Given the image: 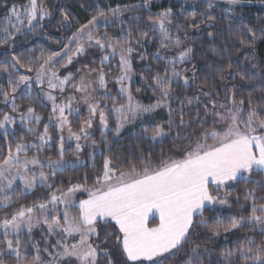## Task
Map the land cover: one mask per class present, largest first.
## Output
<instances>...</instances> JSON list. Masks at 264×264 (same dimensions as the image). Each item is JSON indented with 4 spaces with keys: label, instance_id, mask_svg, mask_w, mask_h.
<instances>
[{
    "label": "snow or ice",
    "instance_id": "obj_1",
    "mask_svg": "<svg viewBox=\"0 0 264 264\" xmlns=\"http://www.w3.org/2000/svg\"><path fill=\"white\" fill-rule=\"evenodd\" d=\"M244 2L223 0L221 19L229 20L228 31L241 46L252 48L257 39H264V27L254 29L245 23L243 15H237L238 6ZM150 3L151 0H142V5L98 10L87 25L66 39L61 51L46 54L41 49L38 56L30 55L27 63L9 49L17 47V36H27L35 33L38 26L42 27V22L52 17L51 7L45 0H26L24 4L11 5L0 19V47L4 48L0 55L7 57L0 60V75L8 85L5 88L0 84V103L4 105L0 108V130L6 141L0 148V212L12 209L0 216L3 245L0 264H5V257L14 259L15 264H101V256L107 264H114L112 256L116 251L124 258L123 264H170L182 251L185 255L180 264H264V178L255 179L264 177V69L252 71L249 77L245 75L248 68L241 71L234 68V63L239 61L229 60L216 66L217 81H229L220 91L215 87L209 89L207 81L195 84V72L189 76L187 68L177 70L178 65L190 63L195 57L194 49L186 44L189 37L182 32L184 25L175 22L172 8L149 14L142 26L139 15L124 19L125 13ZM215 7L216 0H206L207 21H216L217 17L208 11ZM195 16L193 12L188 17V26H199L201 21H196ZM70 20L69 14L63 12L60 23L70 28ZM98 22L105 28L118 22L119 31L114 35L107 31L100 35ZM157 38L161 48L178 51L171 56L159 50L154 53V58L165 66L163 75L161 71L154 72L152 83L147 85L153 93H158L156 103L144 105L131 87L132 57L144 42ZM88 48L106 53L99 58L100 68H90L79 77L71 72L61 76L58 68H67L74 59L86 55ZM139 58L144 60L146 56ZM112 60H118L120 74L114 79L122 102L108 90L110 73L104 68H110ZM257 68V64L251 65V69ZM93 72L96 73L94 80ZM237 77L242 82L251 79L259 83L251 86L246 97L241 93L238 98V85L231 83ZM173 85L182 89L195 85L199 94L180 99ZM34 86L51 102L52 115L43 132L29 126L39 125L43 119L35 108L29 106L22 110L17 104L18 98L32 95ZM66 88L74 94H68ZM256 91L261 94L254 97ZM54 92L63 94L59 103ZM221 92L223 99H219ZM202 97L208 98L207 102ZM173 99L178 101L175 109L171 106ZM194 101L203 108V117L197 110L195 124L184 119L183 111ZM80 103L86 106V118L78 106ZM157 108L167 110V129L162 123L144 122V115ZM74 115L77 120H83L76 131L70 119ZM110 115L113 116L111 124ZM97 119L103 143H107L109 134L119 138L126 126L137 122L140 134L150 141L168 136L173 127L190 131L183 137L176 132L175 140L179 143L168 153L162 152L153 158L151 152L145 155L141 151L136 160L123 159L126 170L111 157H105L99 171L93 167L95 174L91 177L85 172L77 182L59 181L57 187L58 176H63L69 168H77L76 163L65 159L64 132L67 131V140L75 141L73 157L83 163L79 161V153L84 150L80 141H91L92 147L97 146L90 131ZM17 123L34 134L36 141L28 142L23 136L16 139ZM49 125L59 133L58 159L40 158L52 143ZM9 134L12 141L7 140ZM32 150L35 154L29 156ZM111 150L109 146L108 151ZM90 159L94 161L95 156ZM242 182L246 185L242 196L233 195ZM38 186L47 190L46 196L23 204L13 200L17 192L33 193ZM84 193L87 198L79 199L78 194ZM233 205L239 211L229 216L225 225L220 210L231 209ZM153 213L159 217L155 226L149 223ZM198 228L204 231L198 232ZM244 228L250 234L238 235ZM34 230L40 231L43 247L32 238ZM227 233H233L236 239L217 243L215 248L208 246ZM203 237L207 240L201 243ZM226 243L234 246H221Z\"/></svg>",
    "mask_w": 264,
    "mask_h": 264
},
{
    "label": "trees",
    "instance_id": "obj_2",
    "mask_svg": "<svg viewBox=\"0 0 264 264\" xmlns=\"http://www.w3.org/2000/svg\"><path fill=\"white\" fill-rule=\"evenodd\" d=\"M46 4L52 9V17L50 19H45L42 22V27L38 26L37 31L35 33L29 34L27 36H17V47L13 49H9L10 52L14 51L16 55H19L25 63H27V58L30 55L38 56L40 54L41 49L45 51L47 54L51 51H61L65 45V41L69 38L73 32H75L82 25H87L88 21L92 18V16L96 15L98 10L108 11L109 8H115L117 5H142V0H45ZM26 3V0H0V19L5 16V13L11 5H21ZM223 4V0H216V7L213 10H208L212 15L216 16L217 19L215 22L207 21L205 19L206 15V0H151V3L147 7H140L135 11H129L125 13L124 19L127 20L133 15H139L142 17L141 26L143 25V20L147 19L149 14L162 12L167 8H172L175 13V22L178 24L184 25L182 32H186L189 39L186 41V44L190 45L194 49V59L190 63H186L184 65H178L177 70L181 67L187 68V75L191 76L193 72L196 73L195 84H203L207 81L208 88L211 89L215 87L217 91H220L224 83H228L229 81H217L215 73L217 64H227L229 60L235 62L239 61V64L234 63V68H239L241 71H244L245 68H248L249 71L245 73L246 76H251L252 71L259 72L260 69H264V39H257L252 46L249 48L247 46H241L238 41L234 39V37L228 31L229 20L221 19V11L220 8ZM61 5L63 6L61 8ZM60 9V11H58ZM67 12L71 17L70 28H66L64 25L60 23L62 20V13ZM195 12V20L201 21L198 27H190L188 26L190 21L188 17ZM237 15H243L245 19V23L252 26L254 29H259L264 27V0H245V2L238 6ZM100 24V25H99ZM238 27L239 25H234ZM98 30L99 34L103 35L105 31L108 32L109 35H114L119 31L118 22L111 23L107 28L103 25L102 22H98ZM144 30L147 31L145 28ZM175 32V28L172 29ZM211 32L212 35L209 36L208 33ZM135 34V28H134ZM151 36H157L156 33H150ZM259 35V32H257ZM247 39H251L250 37H246ZM4 47H7L5 45ZM35 49L33 53L32 50ZM94 49V48H93ZM98 50L97 48L95 49ZM159 50L161 54H165L168 56L173 55L177 49H163L160 47L158 38L156 40H147L144 42L143 46L138 49V52L133 54L132 64H133V72L134 78L132 79V90L133 94L136 96L137 100L144 105H152L156 103V97L158 93H153L147 85L152 83V75L156 71H161L163 75L162 69L165 66L163 63L158 62L154 58V53ZM4 52V48L0 47V53ZM100 53V51L98 50ZM140 55L146 56V59L141 60L139 58ZM244 57H248L247 60ZM83 59H87L89 57H82ZM7 57L5 55H0V60H5ZM90 63L91 59L89 58ZM80 63L78 65H82ZM252 64H257V69H251ZM94 63L87 64L82 66V69H88L93 66ZM96 65V63H95ZM195 65V67H193ZM87 66V67H86ZM227 76V73H225ZM143 77H147V80L142 79ZM191 83V81H190ZM231 83L238 85V98L242 93L244 97L247 96L248 90L252 85L258 84V80H245L240 81L237 77L232 80ZM0 84L3 87L7 88L8 85L5 83L4 76L0 75ZM176 94L180 96V99H183L185 96H193L198 95V90L193 85L188 89H182L176 87ZM139 88L140 91L136 92L135 90ZM261 93L259 91L253 92V96L257 97ZM19 95V94H18ZM202 99L207 102L208 98ZM219 99H223V92ZM17 104L23 109L31 106L35 108L36 113L41 115L43 119L41 120L39 125H29L38 128L39 132H43V127L45 124H48V117L52 115L51 105L40 95L39 88L34 86L33 93L29 97H25L23 99H17ZM171 106L175 109L178 106V101L173 99ZM0 108H4V105L0 103ZM6 110H9L6 109ZM197 110L200 111L201 117H203V108L196 104L194 101L191 106H186L183 111L186 113L184 119L186 121H193L195 124V117ZM167 110L163 108H159L156 112L145 116L144 122L147 124L150 121L156 123H162L165 125L167 129ZM174 119L177 118V114L173 113ZM109 120L113 123V116H109ZM136 124V125H135ZM131 126H127L121 133L119 138H114L113 135L109 134L107 136V143L101 142V134L97 132L94 134L95 140L98 141L97 146L98 151L95 153L90 152L91 148H89L86 152L82 153L83 163L77 164L76 169L69 168L63 176H58L57 187L60 186L59 181H67L72 179V182L75 183L79 180L83 173H87L89 177L95 174L93 171V167L97 171L102 168L103 161L105 157H111L112 160L117 164L122 166L125 170L127 169V164L123 163V159L126 158L128 160H136L139 156L140 152L143 151L145 155L151 152L153 154V158L159 156L162 152L168 153L173 149L174 145L178 144L179 141L175 140V133L180 132L181 137H183L190 129H181L178 127H173L172 131L169 132V135L161 138L158 141H150L148 139L143 138V136L139 132V122L135 123ZM211 127V125H207ZM15 130L17 133L16 139H19L20 136H23L28 142H35L36 136L32 133H28L26 129L21 126L19 123L15 126ZM49 133L53 137L52 143L50 147H46L40 156L43 157H58V140L56 128L53 125H49ZM8 141H12L13 137L11 134L7 137ZM5 138L3 136L2 130H0V148H3L5 145ZM14 142V141H13ZM109 146H111V151H108ZM68 152H74V148H70ZM101 152L103 155H101ZM92 153V154H90ZM35 154V150L29 152V156ZM94 155V161L90 159V156ZM118 157L120 159H118ZM264 177L256 176L255 179L259 180ZM89 184L91 185V180H89ZM246 185L242 182L236 186L237 190L233 193V195H241L243 189ZM247 187H253V185H247ZM47 195V190L44 188L37 187V190L33 193H22L17 192L13 197V200L17 203H30L33 200L40 199ZM79 199H86L87 193L78 194ZM241 204L244 203L243 199L240 201ZM11 211L12 209H6ZM5 210V211H6ZM239 211V208L236 205H233L231 209L221 208L220 214L224 219V224L228 223V217L232 215H236ZM207 215V213H206ZM248 215V213H245ZM156 220L151 221V225H154ZM102 227V226H101ZM111 230V229H110ZM198 232L204 231L202 228L197 229ZM250 234V230L248 228H244L238 235ZM32 238L36 241L41 242V247H43V242L41 239V233L39 230H34L32 234ZM25 244H27V237H23ZM236 236L233 233L222 234L221 237L217 238L215 242L209 243V247L215 248L217 243L222 241H234ZM207 240V237H203L201 239V243ZM55 243V240L52 241ZM113 245L115 241L112 242ZM221 246L233 247L232 243L221 244ZM109 250H111V246H109ZM185 253L182 251L177 254L176 258L170 262V264H180L182 258ZM123 257L120 255L119 251L114 252L112 256V260L114 264H123ZM5 260L9 264H15L14 259L5 258ZM101 264H107L104 260V257H100Z\"/></svg>",
    "mask_w": 264,
    "mask_h": 264
},
{
    "label": "rangeland",
    "instance_id": "obj_3",
    "mask_svg": "<svg viewBox=\"0 0 264 264\" xmlns=\"http://www.w3.org/2000/svg\"><path fill=\"white\" fill-rule=\"evenodd\" d=\"M100 25V24H99ZM87 30V29H86ZM96 48H88L87 49V54L86 55H84V56H80V57H78L77 59H74L73 60V63L72 64H70V65H68L67 66V68H63V67H61V68H58V71H59V73H60V75L61 76H63V75H66L68 72H71V73H73V75L75 76V77H79L81 74H83V72H86V71H88V69H90V68H96V69H98V68H100V64H99V58L102 56V55H105L106 53H104V52H101L99 49V51H100V53L98 52V50L96 51L95 50ZM82 57H89V58H93V59H91L92 61H95V63H96V65H95V63H94V65L93 66H91L90 68H86V69H82V66H84V65H87V64H91L90 63V59L89 58H87V59H83ZM80 63H83L82 65H78V64H80ZM118 64V60H112L111 61V67L109 68V67H105L104 68V71L105 72H108V73H110L109 74V76L107 77V79H108V90L111 92V94L112 95H114V96H117V98L118 99H121V102H122V98L120 97V95H119V92H118V88H119V85L115 82V77H117V76H119V70H118V68H117V65ZM77 69H81L82 71H77ZM93 80L96 78V73L95 72H93L92 73V77H91ZM133 78H134V75H133ZM132 78V79H133ZM72 82H76L75 80H73ZM45 88H46V86H45ZM47 90V89H46ZM65 91L68 93V94H74V93H72L71 92V90L70 89H65ZM18 95V94H17ZM41 95V94H40ZM53 95H56L57 96V102L59 103L60 101H61V97H62V95L63 94H61V93H56V92H54L53 93ZM75 95H78V94H75ZM45 99V98H44ZM46 100V99H45ZM47 101V100H46ZM50 105H51V102H49V101H47ZM80 108H81V112H82V114H83V118H86L87 117V115H88V113H87V109H86V106L83 104V103H80L79 105H78ZM21 109L23 110V108L21 107ZM159 108H157L154 112H156L157 110H158ZM8 111H10V108H9V110ZM153 112V113H154ZM150 114H152V113H150ZM16 115H18V114H16ZM147 115H149V114H145L144 115V117L145 116H147ZM143 117V118H144ZM70 119H72L73 120V130L74 131H76V130H78V128H79V124L80 123H82L83 122V120L82 119H80V120H77V118L75 117V115L73 116V117H71ZM109 123L111 124V122H110V120H109ZM135 124V123H134ZM131 125H133V124H131ZM131 125H128V126H131ZM136 125V124H135ZM54 127V126H53ZM127 127V126H126ZM125 127V128H126ZM55 128V127H54ZM56 131H57V129H56ZM90 131L92 132V139H94L95 140V137H94V134H96L97 132H100V129H99V121H98V119L94 122V124H93V128L92 129H90ZM57 137H56V139L59 141V133L57 132ZM51 135V134H50ZM67 131H65L64 132V136H65V144H64V148H65V152H66V156H65V159L66 160H71V161H73L74 163H76V164H79V162L78 161H76L75 160V158L73 157V152L71 153V152H68V150L70 149V148H74V151H75V141H69V140H67ZM52 137V136H51ZM52 139H53V137H52ZM96 142L98 143V141L96 140ZM211 142V141H210ZM80 143L84 146V150L81 152V153H79V161H82V160H84V158H82V153L85 151H87L89 148H91V151L90 152H92V153H95V152H97L98 151V147H92L91 146V141H88V142H85L84 140H81L80 141ZM58 147H59V143H58ZM92 153H90V154H92ZM40 158L41 159H45V158H47V157H43V156H40ZM59 158V156L58 157H55V158H53V159H58ZM44 171L45 172H47L48 171V169L47 168H45L44 169ZM6 212H9L8 210H6V211H4V212H0V216H3ZM0 240H2V237H0ZM0 247H3V245H2V243H0ZM6 258V257H5ZM5 264H9L6 260H5Z\"/></svg>",
    "mask_w": 264,
    "mask_h": 264
},
{
    "label": "crops",
    "instance_id": "obj_4",
    "mask_svg": "<svg viewBox=\"0 0 264 264\" xmlns=\"http://www.w3.org/2000/svg\"><path fill=\"white\" fill-rule=\"evenodd\" d=\"M153 219L156 220L155 224H157V223L159 222L158 213H153V215L149 217V223H151V221H152ZM155 224H154V225H151V224H150V225H151V226H155Z\"/></svg>",
    "mask_w": 264,
    "mask_h": 264
}]
</instances>
